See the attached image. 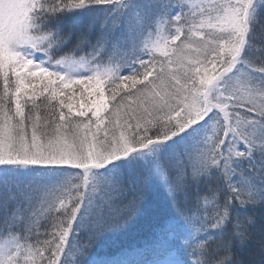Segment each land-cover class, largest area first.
Wrapping results in <instances>:
<instances>
[{"label": "snow or ice", "instance_id": "obj_1", "mask_svg": "<svg viewBox=\"0 0 264 264\" xmlns=\"http://www.w3.org/2000/svg\"><path fill=\"white\" fill-rule=\"evenodd\" d=\"M0 264H264V0H0Z\"/></svg>", "mask_w": 264, "mask_h": 264}, {"label": "trees", "instance_id": "obj_2", "mask_svg": "<svg viewBox=\"0 0 264 264\" xmlns=\"http://www.w3.org/2000/svg\"><path fill=\"white\" fill-rule=\"evenodd\" d=\"M149 199L155 211H158V212L165 211L166 206H165V202L163 199V193L150 194ZM151 213H152V209H149V215L146 218L142 219L135 229L131 230L128 234L119 237V239L127 243V242H130L131 240H134L138 235L143 234L147 229L149 219H151ZM135 242L143 243L144 240L140 239ZM105 251H115V246L112 244L111 241H109L108 246H106L102 250V254Z\"/></svg>", "mask_w": 264, "mask_h": 264}]
</instances>
